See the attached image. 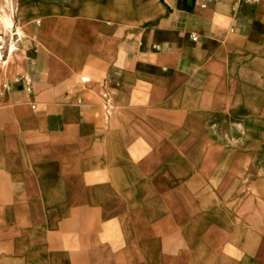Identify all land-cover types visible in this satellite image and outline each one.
I'll return each mask as SVG.
<instances>
[{
    "label": "crops",
    "instance_id": "1",
    "mask_svg": "<svg viewBox=\"0 0 264 264\" xmlns=\"http://www.w3.org/2000/svg\"><path fill=\"white\" fill-rule=\"evenodd\" d=\"M6 14L0 264H264V194L206 192L207 153L227 170L264 143V0ZM238 120L240 146L205 143Z\"/></svg>",
    "mask_w": 264,
    "mask_h": 264
},
{
    "label": "rangeland",
    "instance_id": "2",
    "mask_svg": "<svg viewBox=\"0 0 264 264\" xmlns=\"http://www.w3.org/2000/svg\"><path fill=\"white\" fill-rule=\"evenodd\" d=\"M8 1L0 0V17L3 21L5 16L9 17L6 14ZM206 129V144L240 146L243 139V126L240 120L229 125L209 124ZM229 129L237 130V136H229ZM250 148L249 150L252 152L238 154L248 157L247 162H238L234 168L227 170L213 169L212 162L216 159L217 154L207 153V174L210 173V176H207L206 179V192L264 194V143Z\"/></svg>",
    "mask_w": 264,
    "mask_h": 264
},
{
    "label": "built area",
    "instance_id": "3",
    "mask_svg": "<svg viewBox=\"0 0 264 264\" xmlns=\"http://www.w3.org/2000/svg\"><path fill=\"white\" fill-rule=\"evenodd\" d=\"M247 1L257 3L259 0ZM19 42L20 37L16 31L8 29L0 17V69L5 68L12 49L15 50Z\"/></svg>",
    "mask_w": 264,
    "mask_h": 264
},
{
    "label": "bare ground",
    "instance_id": "4",
    "mask_svg": "<svg viewBox=\"0 0 264 264\" xmlns=\"http://www.w3.org/2000/svg\"><path fill=\"white\" fill-rule=\"evenodd\" d=\"M260 1V0H259ZM258 1V2H259ZM5 21H4V24H5V26L7 27V28H9L11 25H12V18H11V16H9L8 18H6V16H5Z\"/></svg>",
    "mask_w": 264,
    "mask_h": 264
}]
</instances>
